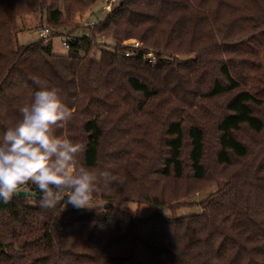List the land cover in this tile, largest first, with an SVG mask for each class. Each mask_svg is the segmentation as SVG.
<instances>
[{"label": "trees", "instance_id": "1", "mask_svg": "<svg viewBox=\"0 0 264 264\" xmlns=\"http://www.w3.org/2000/svg\"><path fill=\"white\" fill-rule=\"evenodd\" d=\"M95 1L69 0L65 9ZM261 1L124 0L91 32L144 43L125 57L130 46L121 44L84 41L64 54L40 40L20 44L19 19L37 0H0V139L39 90L32 77L48 81L72 111L54 135L84 146L82 166L109 174L92 200L110 204L86 213L65 199L45 210L39 190L21 186L39 196L0 200V264H264V149L255 153L238 137L245 129L264 134V115L256 113L264 110ZM63 15L53 7L48 21L62 25ZM149 48L162 61L145 63ZM187 90L228 100L213 114L201 101L183 100ZM208 117L217 134L216 165L236 169L202 214L167 216L197 190L178 182L209 177ZM123 200L157 211L141 217L115 204Z\"/></svg>", "mask_w": 264, "mask_h": 264}, {"label": "clouds", "instance_id": "2", "mask_svg": "<svg viewBox=\"0 0 264 264\" xmlns=\"http://www.w3.org/2000/svg\"><path fill=\"white\" fill-rule=\"evenodd\" d=\"M32 81L39 90L30 104L19 108L22 119L0 139V200L10 202L30 182L39 190L42 209H54L65 199L66 206L76 209H104L105 204L90 202L109 174L82 166L84 146L54 135V127L69 120L72 111L63 103L60 89L39 76Z\"/></svg>", "mask_w": 264, "mask_h": 264}, {"label": "rangeland", "instance_id": "3", "mask_svg": "<svg viewBox=\"0 0 264 264\" xmlns=\"http://www.w3.org/2000/svg\"><path fill=\"white\" fill-rule=\"evenodd\" d=\"M69 0H37L36 5H34L31 10L24 16H22L19 19L20 26L24 27V30L21 31L18 34V40L20 44H28L34 41H39L36 31L39 27L47 24L56 30H64V31H71V32H81L82 30V21H84L86 18H91L97 22H103L107 16L109 15V12L107 10H104L101 8V3H99V0L89 3L87 5H77L72 12H67L65 9V4ZM59 6L63 9L64 15L62 17V25H54L50 21H48V12L51 8ZM263 9L260 11V8ZM257 9L262 13L264 12V1L260 2V6ZM256 38H264L263 35H260ZM53 49L55 53L58 54H64L68 52V49L62 46V44L59 41H55L53 43ZM154 49V48H153ZM99 54V52H96ZM264 58V55H262ZM262 58L261 64H264V60ZM188 74H184V77H188ZM254 75L251 74L249 76V80L252 83L254 79ZM195 88V87H194ZM184 98L183 100H187L188 102H203L207 107H210L212 110V113L217 114L219 110L224 106L226 101L228 100V96L218 97L215 99H206L203 96L199 95L196 96L192 93H190L188 90L183 93ZM172 98L174 100H177V97L172 95ZM186 101V102H187ZM189 105V104H188ZM188 105L184 108L190 109L191 107ZM183 106V105H181ZM201 110V109H200ZM202 112V111H201ZM257 114L264 115V110L257 109ZM202 114H205L202 112ZM210 118V117H208ZM206 128H207V153H206V165L209 167V177L207 180L198 181L195 182L190 177H187L186 180L178 182L176 185H184L185 187L193 186L195 187L193 190L197 189L195 194L192 195L189 199L182 200V206L175 210H165L164 213L167 214V216H182L186 214L191 213H199L202 214L204 211V202L208 201V199L216 194V192L221 188L222 186H225L226 180L228 177L234 173L236 166H230V167H220L216 165L215 161V152L217 151V134L214 127V119L210 118L206 121ZM238 137H240L243 141L247 143L252 144V149L255 150V153H259L264 149V134H254L253 132H250L248 129L243 130L242 132L238 133ZM174 186L173 182L167 183V188L172 189ZM92 206L97 205H106L104 201L102 200H92L91 202ZM186 203V204H185ZM116 205H119L121 207H126L130 209L133 212H137L141 217H148L155 213L157 211V207H155L152 204L149 203H138L133 200H123L119 201L118 203H115ZM104 205V207H105ZM67 206H72L71 204H68ZM203 206V207H202ZM103 208H99V211L96 208L92 209H84L86 213L90 212H101ZM165 214V215H166Z\"/></svg>", "mask_w": 264, "mask_h": 264}, {"label": "built area", "instance_id": "4", "mask_svg": "<svg viewBox=\"0 0 264 264\" xmlns=\"http://www.w3.org/2000/svg\"><path fill=\"white\" fill-rule=\"evenodd\" d=\"M123 1L124 0H103L101 8L110 13ZM104 21L97 22L91 18H86L82 21V28H80L82 31L72 33L63 30H56L52 26L47 25L37 29L36 34L38 40L42 41L45 45H49L50 43L53 44L55 41H59L66 49H70L73 44H83L84 41H90L93 45L106 46L109 48H113L118 44L130 46V49H127L122 53L125 57L138 54L139 50L144 47V43L137 38L125 39L120 42L112 40L107 36L94 38L91 31L97 26L102 25ZM142 56L144 62L148 64H156L163 59V56L159 55L153 48H149Z\"/></svg>", "mask_w": 264, "mask_h": 264}, {"label": "water", "instance_id": "5", "mask_svg": "<svg viewBox=\"0 0 264 264\" xmlns=\"http://www.w3.org/2000/svg\"><path fill=\"white\" fill-rule=\"evenodd\" d=\"M19 196L21 197H25V196H28V197H35L37 198L39 196L38 193H35L33 188H30V189H25V188H21L20 189V194ZM110 204H106L105 206L108 207Z\"/></svg>", "mask_w": 264, "mask_h": 264}]
</instances>
